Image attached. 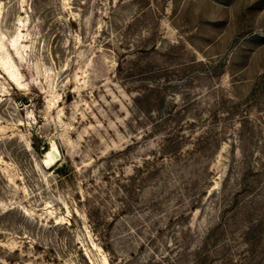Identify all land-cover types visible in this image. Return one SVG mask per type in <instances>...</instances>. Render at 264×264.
<instances>
[{"label":"rangeland","instance_id":"obj_1","mask_svg":"<svg viewBox=\"0 0 264 264\" xmlns=\"http://www.w3.org/2000/svg\"><path fill=\"white\" fill-rule=\"evenodd\" d=\"M0 264H264V0H0Z\"/></svg>","mask_w":264,"mask_h":264},{"label":"bare ground","instance_id":"obj_2","mask_svg":"<svg viewBox=\"0 0 264 264\" xmlns=\"http://www.w3.org/2000/svg\"><path fill=\"white\" fill-rule=\"evenodd\" d=\"M52 150H58V147L54 144L51 149L47 152V157L57 160L53 155H52ZM59 151V150H58Z\"/></svg>","mask_w":264,"mask_h":264},{"label":"water","instance_id":"obj_3","mask_svg":"<svg viewBox=\"0 0 264 264\" xmlns=\"http://www.w3.org/2000/svg\"><path fill=\"white\" fill-rule=\"evenodd\" d=\"M52 155L58 160L60 159V153L58 150H52Z\"/></svg>","mask_w":264,"mask_h":264}]
</instances>
